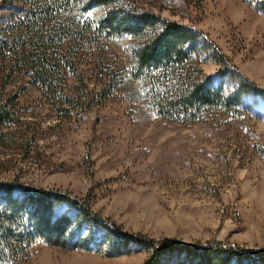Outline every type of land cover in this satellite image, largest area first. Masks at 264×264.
<instances>
[{
    "label": "rangeland",
    "instance_id": "rangeland-1",
    "mask_svg": "<svg viewBox=\"0 0 264 264\" xmlns=\"http://www.w3.org/2000/svg\"><path fill=\"white\" fill-rule=\"evenodd\" d=\"M140 1L202 30L264 89V16L241 0ZM96 47H75L77 75L64 72L57 86L71 109L60 110L58 95L39 89L24 69L7 74L8 64H0V106L9 104L12 116L0 121V182L77 202L88 197L92 211L124 234L264 248V160L256 154L264 148V104L257 116L217 114L192 125L158 119L143 85L109 82L106 72L126 65L123 47ZM201 69L212 75L218 67ZM147 256L143 247L107 257L37 241L23 264H142Z\"/></svg>",
    "mask_w": 264,
    "mask_h": 264
},
{
    "label": "trees",
    "instance_id": "trees-1",
    "mask_svg": "<svg viewBox=\"0 0 264 264\" xmlns=\"http://www.w3.org/2000/svg\"><path fill=\"white\" fill-rule=\"evenodd\" d=\"M241 1L264 16V0ZM140 3L2 1L0 13L8 14L0 21L5 25L0 26V64H8L7 74L24 69L39 89L58 95L65 107L60 110L71 109V98L57 86L64 82V72L77 75L75 47L92 49L115 42L126 53V65L117 72L108 70L109 82L116 89L126 78L143 85L148 108L156 118L192 125L217 114L261 115L258 107L264 104V89L245 77L202 30L164 18ZM203 64L218 69L204 75ZM8 105L0 106L3 123L12 119ZM256 154L264 160V148L257 147ZM66 207L71 213L63 211ZM95 221L100 225L88 233L87 226ZM37 241L107 257L143 247L148 256L142 264H264V248L128 235L95 214L88 197L77 202L57 192L0 182V264H23Z\"/></svg>",
    "mask_w": 264,
    "mask_h": 264
}]
</instances>
